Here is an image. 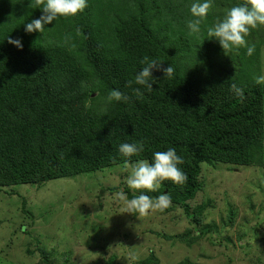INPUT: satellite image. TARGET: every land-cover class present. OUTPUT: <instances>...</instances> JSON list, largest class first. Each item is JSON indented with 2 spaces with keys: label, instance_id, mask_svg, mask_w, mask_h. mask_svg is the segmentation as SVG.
Wrapping results in <instances>:
<instances>
[{
  "label": "trees",
  "instance_id": "16d2710c",
  "mask_svg": "<svg viewBox=\"0 0 264 264\" xmlns=\"http://www.w3.org/2000/svg\"><path fill=\"white\" fill-rule=\"evenodd\" d=\"M194 2L87 0L83 12L59 17L41 34L25 31L43 15L36 0H0V192L123 169L126 159L152 163L155 152L174 147L184 161L178 167L188 176L185 184L163 181L156 192L129 187L124 192L128 199L169 193L172 205L162 213L182 210L193 226L173 239L190 246L209 233L217 238L225 226L201 223L211 203L194 205L206 184L204 166L259 167L264 183V85L253 79L262 74L264 26L247 37L256 47L251 57L244 48L225 54L206 28L246 0H213L200 34L190 35L186 22ZM9 38L19 39L22 49L9 44ZM145 56L162 63L161 69L172 66L173 77L153 69L151 91L127 87L145 66L140 63ZM233 83L243 88V101L230 90ZM137 87L142 96L133 93ZM111 90L127 95L128 102L107 103ZM140 141L144 151L138 156L119 153L120 144ZM260 190L264 194V186ZM21 204L22 213L33 219L25 196ZM230 211L233 220L236 213ZM253 230L264 243V224ZM223 242L229 248L230 241ZM38 252L44 264H51L44 248Z\"/></svg>",
  "mask_w": 264,
  "mask_h": 264
},
{
  "label": "rangeland",
  "instance_id": "374dc122",
  "mask_svg": "<svg viewBox=\"0 0 264 264\" xmlns=\"http://www.w3.org/2000/svg\"><path fill=\"white\" fill-rule=\"evenodd\" d=\"M261 58L264 74V47ZM220 166L219 170L204 166L206 184L194 205L211 203L201 223L225 228L219 236L215 234L217 238L209 233L190 246L172 238L193 227L182 210L154 211L143 217L125 213L124 204L113 199L115 192L110 191L128 187L129 172L119 166L42 186L7 188L0 192V264H44L39 248L47 251L51 264H106L113 256L117 257L115 264H143L150 257L151 264L187 260L194 264H264V243L253 230L256 224H264L260 169ZM23 196L33 219L21 211ZM231 209L236 213L233 220ZM243 234L241 241L238 237ZM260 237L264 238L263 230ZM225 239L230 241L229 248ZM28 247L35 253L30 255Z\"/></svg>",
  "mask_w": 264,
  "mask_h": 264
},
{
  "label": "clouds",
  "instance_id": "9594fccd",
  "mask_svg": "<svg viewBox=\"0 0 264 264\" xmlns=\"http://www.w3.org/2000/svg\"><path fill=\"white\" fill-rule=\"evenodd\" d=\"M37 6L43 12V15L28 23L25 27L27 33L45 31L44 25L51 24L59 17H75L83 12L87 5V0H36ZM213 9V0H196L190 6L192 19H189L187 28L189 34H200L202 24ZM258 26H264V0H246L242 5L234 6L228 9L224 17L216 18L214 23L206 28L209 39L217 40L224 50V53L239 52L240 49H246V54L251 57L255 50V44L249 43L247 37L252 29ZM79 31V29H77ZM8 43L22 49V43L19 39H8ZM145 65L142 70L136 73L134 80L127 82V87L132 88V85H140L152 90V70H162L164 77L171 78L174 75V68L168 66L161 69L162 63L151 60L145 56L140 61ZM253 79L256 84L264 85V74L254 75ZM133 93L136 96H142L140 88H133ZM230 90L238 96L241 101L244 100L243 88L233 83L230 85ZM128 102L129 97L119 90H111L106 97L107 103L112 101ZM144 151L142 141L133 143H122L119 146V153L127 158L138 156ZM115 163V161H114ZM182 157L177 155L174 147L168 148L166 151H157L154 153V162L148 160H138L132 163L130 160H125L122 167L129 172L126 178L127 186L132 190H147L156 192L161 187L163 181H171L176 185H183L187 182L188 176L182 171L178 165L183 164ZM113 199L122 202L125 206V213H138L139 216H147L150 212L164 211L171 207V195L161 194L157 197L140 194L134 195L128 199L123 190L117 191Z\"/></svg>",
  "mask_w": 264,
  "mask_h": 264
}]
</instances>
